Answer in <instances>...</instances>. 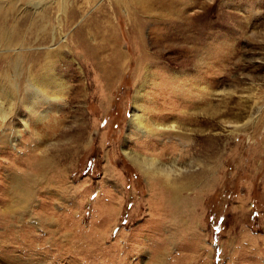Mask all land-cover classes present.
Wrapping results in <instances>:
<instances>
[{
	"label": "rangeland",
	"instance_id": "374dc122",
	"mask_svg": "<svg viewBox=\"0 0 264 264\" xmlns=\"http://www.w3.org/2000/svg\"><path fill=\"white\" fill-rule=\"evenodd\" d=\"M25 1L16 3L19 9L33 12ZM41 1L64 9L48 12L61 24L64 15H71V5L79 9L74 21L43 46L67 42L84 20L99 15L114 26L121 50L134 62L125 64L108 85L94 66L85 68V95L73 106L64 99L54 101L46 118L33 121L18 111L0 119V132L14 131L0 141V264H264V0H151L153 22L144 23L140 33L169 39L149 68L161 73L158 89H152L153 108L168 115L177 108L175 98L188 93L173 90L203 77L200 86L207 97L217 92L218 110L224 113L217 128L204 131L221 134L219 166L203 187L197 183V190H184L177 199L156 190L185 184L184 175L196 166L180 163V175L153 181V173L149 178L125 153L134 150L168 164L179 159L182 146L176 137L154 138L130 125L139 44L138 29L129 18L134 16L130 7L139 0ZM171 2L184 5L183 14L160 18L159 6ZM214 51L217 70L200 71L198 63L214 57ZM81 58L74 57L77 68ZM42 105L45 111L48 106ZM80 115L84 132H73ZM58 117L61 129L71 134L59 141L57 132L48 129V138L37 144L44 122ZM185 127L191 131L197 125ZM79 134L80 146L63 154V143ZM42 148L62 163L35 174L27 158ZM24 174H32L31 182L22 179ZM22 181L28 190L24 195Z\"/></svg>",
	"mask_w": 264,
	"mask_h": 264
},
{
	"label": "bare ground",
	"instance_id": "6f19581e",
	"mask_svg": "<svg viewBox=\"0 0 264 264\" xmlns=\"http://www.w3.org/2000/svg\"><path fill=\"white\" fill-rule=\"evenodd\" d=\"M18 1L20 0H0V119L2 122L8 116L18 113V111L25 112L33 121H36L37 118H46L47 112H49L46 109H50L49 107L53 106L54 101H60L61 99L66 100L69 106H73L75 102L85 95L84 79L81 74L85 72V68H89L91 65L100 71V78L106 85L114 80L118 72L122 71L123 66L129 64V61H131L129 66H132V62L134 61L128 60V56H126L128 53L121 50L120 43L115 37L114 26L108 23L107 25L104 24L101 16L95 15L84 20L67 42L58 41L55 44L56 46H43L49 39H55V34L61 33V28H66L74 21L75 15L79 13V9L73 8V5H71L72 8L70 7L69 9L71 15L67 16L68 13L64 15L66 20L61 24L58 16L54 18L48 14V12H52V9L56 7L57 11H64L63 8L59 7L60 5L47 7L41 0H26L25 2L33 6V12H30L27 10L21 11L18 7L19 5L17 6L16 4ZM172 2L167 6H159L160 10L157 11L159 12L157 14L160 18L164 15L169 17L173 13H175L174 17L183 14L184 5L180 4L181 6L177 7L176 3L172 4ZM129 3L131 2L126 3V5L129 6ZM134 5L130 7L131 14L134 16H131L129 20L139 30H137V43L139 44L137 50L139 51V56L135 60L136 66L133 67V73L138 77L137 81L139 84L135 89L132 99L133 110L130 117V125L139 132L150 133L154 138L158 135L160 137L174 138L175 140L176 137V140H179L177 145L182 146L179 148V159L177 161L173 160V162L168 164L160 161L158 157H145L139 153H135L134 150L126 149L125 153L129 160L137 167H141L149 178H151L150 176L153 173V181L155 177L157 179L160 177L170 179L174 173L180 175V170L184 169L179 166L180 163L184 165L187 161L185 164L188 166H196V169L190 170L189 173L184 175L185 184L181 183L179 186H173L172 189L162 186L160 190H156V192L160 193L159 196L164 195L166 198L177 199L178 196L185 194L189 190L194 192V189L197 190L203 187L214 169L219 166L222 155L220 153L221 134L219 132L204 134V131L217 128L218 121H220L219 119L224 113L218 110L217 92L212 91L207 97L205 90L200 86V82L202 84L205 80L203 77L198 82L191 83L188 81L185 84H180L178 87L183 86L182 89L177 88L173 90V92L175 91L174 93H183L188 90V93L186 96L176 97L177 100L173 97L174 95L172 96L175 98L177 108L172 109L168 115L161 114V111L157 107L153 108L152 89L158 87L157 83L161 79V73L159 74L158 72L156 74V71L153 73L149 68L157 64L158 61L156 59L160 58V55H163V52H165L166 49L162 50V48L165 47L164 43L166 44L169 39L165 41L162 37L153 38V34L144 38L140 33V29L147 21L153 22L155 14L153 13V2L151 0H139ZM141 14L145 15V18ZM166 47L168 46L166 45ZM213 53H215L214 57L211 55L210 58H204L203 61L200 59L202 62L197 65L200 71L205 68H208L209 71L217 70L215 65L217 54L215 51ZM79 54H82L83 58L79 59L81 61L77 63V68L74 65V57L75 55L79 56ZM61 66H64V68H60ZM68 79L72 80L71 83ZM88 79L87 77L86 80L88 81ZM160 89L162 88L160 87ZM42 104L48 106L45 108V111H43L44 107L42 108ZM79 110L80 107L77 111ZM202 110H208V113L205 114V111ZM62 111L64 112L65 110L63 109ZM229 111L230 109H227L226 112ZM174 117L180 119L181 123L173 120L172 118ZM79 118L81 123L78 126H74L73 132H80L84 128L82 116L80 115ZM24 120L26 121L27 119L24 118ZM61 121L58 117L54 121L50 120L44 122L45 124L42 123L43 139L41 140L36 137V143H42L48 138V129L54 130L55 133L57 132L56 136L59 141H62V138L67 136L68 133L71 134L70 130L61 129ZM188 124L197 125V127L189 131L187 129L189 127H185ZM33 125H36V123H33ZM7 132H0L1 142L6 138L8 139ZM229 132H232V130ZM8 133L12 136L14 131L10 130ZM81 139L82 134L81 136L79 134V136L74 135L69 140H66L63 143V154L69 156L75 147L80 146ZM58 146L61 151V144H58ZM34 153H29L27 163L32 165L31 167L34 168L35 174L40 173L48 165L54 167V165L62 163L60 156L54 159L52 154H46L43 148L40 154L35 155ZM57 170L54 172L58 175L59 171L57 172ZM31 175L24 174L22 179L29 183L31 182ZM24 181L20 184V190H22L23 195L28 191ZM22 185L26 188L24 189ZM196 187L198 188L196 189Z\"/></svg>",
	"mask_w": 264,
	"mask_h": 264
},
{
	"label": "snow or ice",
	"instance_id": "6c2138e0",
	"mask_svg": "<svg viewBox=\"0 0 264 264\" xmlns=\"http://www.w3.org/2000/svg\"><path fill=\"white\" fill-rule=\"evenodd\" d=\"M215 231L219 232V231H220V229L217 227V228L215 229Z\"/></svg>",
	"mask_w": 264,
	"mask_h": 264
}]
</instances>
